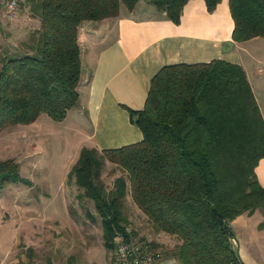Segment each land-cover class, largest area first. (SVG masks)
<instances>
[{
    "label": "trees",
    "instance_id": "1",
    "mask_svg": "<svg viewBox=\"0 0 264 264\" xmlns=\"http://www.w3.org/2000/svg\"><path fill=\"white\" fill-rule=\"evenodd\" d=\"M138 2L23 0L41 26L24 51L0 55V133L42 114L63 121L80 100L81 24L117 17L122 4L132 11ZM148 2L178 24L189 0ZM221 2L205 0L209 12ZM229 8L235 41L264 38V0H229ZM129 114L143 139L102 151L83 147L69 174L82 190L78 198L95 203L105 247L113 251L116 231L131 225L123 214L130 194L158 231L178 239L160 247L179 264H245L232 221L257 210L264 216L255 171L264 157V118L242 66L223 59L165 65L151 79L144 108ZM106 162L126 172L111 190L101 179ZM7 183L33 185L14 158L0 161V191ZM140 241L153 251L160 245Z\"/></svg>",
    "mask_w": 264,
    "mask_h": 264
},
{
    "label": "crops",
    "instance_id": "2",
    "mask_svg": "<svg viewBox=\"0 0 264 264\" xmlns=\"http://www.w3.org/2000/svg\"><path fill=\"white\" fill-rule=\"evenodd\" d=\"M21 6L25 8V12L21 7L14 20L6 21H20L27 26L35 24L36 29H39L40 18L33 15L27 3ZM2 19L4 18L0 17ZM233 29L234 20L229 0H222L213 12L208 11L205 0H189L178 24L148 0H139L132 11L122 4L117 17L83 22L78 35L82 61L79 104L69 110L64 121L56 123L69 132H76L82 148L102 151L141 141L143 133L131 121L129 109L144 108L153 76L168 64L209 62L214 59L242 66L264 118V68L258 65L257 57L250 51V42L254 38L237 42L232 37ZM41 117L30 124L16 125L23 128L19 131L24 130L28 134L25 143L31 141V146L38 139L33 134L37 132ZM2 134L3 131L0 141L4 137ZM78 156L73 162L78 160ZM17 157L11 158L18 159L22 170V161ZM8 158L10 156H4L0 147V161ZM31 160L27 171L32 176L27 178L33 180V175L41 171L38 164ZM255 171L258 181L264 187V157L260 159ZM53 190L56 192V189ZM81 192L82 190L79 193ZM2 194L3 191L0 192V200ZM50 194L53 196V193ZM128 196L131 197L130 194ZM92 202L95 206L94 201ZM42 203V206L51 207L46 200ZM28 209L33 210V206L26 205L27 217L32 216ZM241 227L245 228V225L241 224ZM237 228L244 247L240 255L245 264H264L259 242L253 236H244L240 226ZM250 233L253 234L251 229ZM26 240L34 242L30 235L26 236ZM155 241L160 244L154 246L155 251L163 253L160 252L161 264H179L175 258L164 254V249L170 248L172 244L169 245L160 237ZM13 242L18 243V239ZM238 248L240 250L241 246ZM104 250L103 247V251L99 250V253L103 255L106 253ZM97 253L93 246L88 248L89 259L93 263ZM110 253L111 262L104 259L99 264H112L113 251ZM10 254L12 256L14 253ZM0 264L3 263L0 261Z\"/></svg>",
    "mask_w": 264,
    "mask_h": 264
},
{
    "label": "rangeland",
    "instance_id": "3",
    "mask_svg": "<svg viewBox=\"0 0 264 264\" xmlns=\"http://www.w3.org/2000/svg\"><path fill=\"white\" fill-rule=\"evenodd\" d=\"M22 8L24 13L25 8ZM34 29L35 24L27 26L20 21L0 20V55L6 50L10 53L24 51L23 48L30 41ZM250 45V51L257 57L258 65L264 68V39L256 37ZM245 57L248 56L245 54ZM258 93L260 94V91ZM41 116L38 127L35 125L37 132L33 134L34 138L38 139L32 146L31 141L25 143L28 134L24 130L19 131L23 128L17 126L5 129L2 134L4 137L0 141L4 156H18L22 161L20 172L24 177L32 176L27 171L31 159L38 164L41 171L33 175L32 186L7 183L1 190L0 261L3 264H99L105 259L110 263L111 251L108 252L105 248L102 220L93 200L79 199L81 188L76 185L75 179H70L69 174L75 164L73 161L82 150L78 136L76 132H69L62 125H58V121H54L47 114ZM11 128L13 129L10 130ZM15 160L18 162V159ZM124 175L126 172L120 166L110 162H106L101 170V179L107 190L114 187L117 177ZM53 189H56L57 193ZM50 193H53V196ZM54 196L56 200L53 199ZM44 200L51 204L50 208L42 206ZM28 204L33 206V210H27L32 212L29 217L25 213ZM88 213L95 216L94 221ZM123 214L127 223L134 229V238L157 243L155 240L160 237L169 245L172 244L171 247L178 243L175 236L158 231L130 196L124 201ZM263 220L262 212L257 210L253 215L245 213L237 217L236 221H232L237 234L234 244L236 247L241 246L240 254L244 247L237 232L239 226L244 236H253L259 242L264 257V229L258 227ZM241 224L245 225V228H242ZM27 235L33 237V243L26 240ZM14 239H18V243H14ZM90 246L98 251L95 254L97 257L93 259L94 263L89 259ZM103 247L106 253L101 255L99 250L103 251ZM12 252L14 254L11 256Z\"/></svg>",
    "mask_w": 264,
    "mask_h": 264
},
{
    "label": "built area",
    "instance_id": "4",
    "mask_svg": "<svg viewBox=\"0 0 264 264\" xmlns=\"http://www.w3.org/2000/svg\"><path fill=\"white\" fill-rule=\"evenodd\" d=\"M23 0H0V17L14 20L21 10ZM133 227L127 225L117 230L114 236L112 264H161L160 253L150 249L149 245L134 238ZM235 239L233 242L235 243Z\"/></svg>",
    "mask_w": 264,
    "mask_h": 264
}]
</instances>
